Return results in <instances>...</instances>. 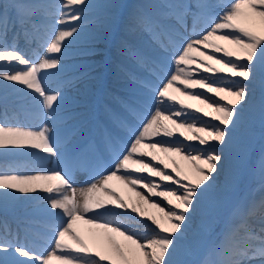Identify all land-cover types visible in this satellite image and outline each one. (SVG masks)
I'll use <instances>...</instances> for the list:
<instances>
[{
	"label": "snow or ice",
	"instance_id": "6c2138e0",
	"mask_svg": "<svg viewBox=\"0 0 264 264\" xmlns=\"http://www.w3.org/2000/svg\"><path fill=\"white\" fill-rule=\"evenodd\" d=\"M90 16L139 69L122 73L126 97L98 142L82 140L71 107L69 90L84 77L64 75L69 47L93 38ZM122 23L120 5L105 0H0V208L30 204L15 232L0 229V264H192L197 220L225 205L253 121L264 123V0L137 6L124 27L147 38L138 50L118 38ZM33 157L57 166L26 168ZM256 210L234 207L199 264H264V215L258 233L248 223ZM78 222L91 226L87 237ZM21 231L47 247L22 243Z\"/></svg>",
	"mask_w": 264,
	"mask_h": 264
},
{
	"label": "rangeland",
	"instance_id": "374dc122",
	"mask_svg": "<svg viewBox=\"0 0 264 264\" xmlns=\"http://www.w3.org/2000/svg\"><path fill=\"white\" fill-rule=\"evenodd\" d=\"M10 2H16V0H10ZM23 2H40V0H23ZM105 2H115L120 5V13L124 8L123 13V24L125 25L127 22V17L130 13H132L137 6L140 4H156L160 3V0H105ZM192 2V0H189ZM90 22L86 25V31L91 34L93 37L90 42L85 45L84 41L73 43L69 47L68 50L74 49H82L84 47H90L95 49V54H80L81 59L78 60H65V63L68 66L74 63H84L85 66L93 65L89 70L95 69L100 66V70H107L108 76L110 78L116 74L114 72L115 68H118L120 64H129L132 66L131 61L134 60L130 54H122L119 48H115L111 45L110 40L112 38V34H105L104 31L100 28V26L94 22L93 18L89 17ZM122 26V25H121ZM121 29V28H120ZM124 31V30H122ZM133 39H137L141 45L145 44L146 37L142 36L136 31H127ZM111 35V36H110ZM109 39V42H107ZM75 46V47H74ZM110 53L112 58H108L105 54L106 51ZM132 50V49H131ZM115 60V61H114ZM120 63V64H119ZM133 67V66H132ZM123 72V71H121ZM121 74H117L119 77ZM81 81V91L73 90L72 95L75 97H86L93 93L90 91V83L92 85L95 84L96 80H84ZM98 83V82H97ZM118 84V82H117ZM80 90V89H79ZM127 94V91H122ZM71 97V96H69ZM126 97V95H125ZM113 98H118V96H114ZM183 98V97H182ZM123 102V99H120ZM187 102V101H186ZM189 103V102H187ZM259 145V149L256 151L257 156H255L252 160V152L254 151V147ZM264 146V123L261 122L259 116L255 118L253 121L248 146H247V155L241 166L238 178L236 179L234 185L230 189L227 197V201L225 205L220 209V211L215 215L214 218L210 220H206L205 222H201L199 219L196 222V230L193 237V241L197 244V249L192 251V253L187 257L192 264H199L200 261L211 258L209 257V249L219 242L222 237V233L224 232L226 225L228 223L230 214L232 209L238 205H247L249 203H254L253 200L257 198L258 195H263L264 193V174L261 173V161H264V153L262 156H258L261 149ZM221 182H223L224 177L220 178ZM250 192V193H249ZM251 196L250 199H248ZM264 215V207L260 206L259 203L257 205V210L255 213L248 218V223L255 232H259L257 225L260 224V217ZM5 222L1 221L0 229L4 228ZM261 226V224H260ZM261 228V227H260ZM142 234L150 235V230L142 231ZM243 233L238 232L235 234L234 239L236 241H242ZM259 262V258H255L251 261H244V264H257Z\"/></svg>",
	"mask_w": 264,
	"mask_h": 264
},
{
	"label": "bare ground",
	"instance_id": "6f19581e",
	"mask_svg": "<svg viewBox=\"0 0 264 264\" xmlns=\"http://www.w3.org/2000/svg\"><path fill=\"white\" fill-rule=\"evenodd\" d=\"M33 58H35V57H33ZM73 75L77 76L78 75V72L77 71L76 72H73ZM176 95H179V93H177ZM187 102L193 103V104H195L198 107H203V105H200L196 101H187ZM77 108L78 109H81L80 107H77ZM74 109H76V108H74ZM29 159H31L30 161L32 162L34 160V157L33 158H29ZM38 164L41 165V166H43V167H46V168L57 166L56 161H55V158L52 159V162L51 163H49V161L45 160V161L40 162ZM77 187L79 188L80 186H77ZM110 187L115 188L116 191L120 195H122L125 198L126 201L129 200L130 198L134 197V194L132 192H130L129 189L125 185H123L120 181H118V180L111 181L110 182ZM43 195H44L43 193H40V196H43ZM25 204L26 203H19L18 205L25 207ZM28 205L30 206V204H28ZM77 227L81 230L82 234H84L86 237L88 236L89 233H88L87 230L88 229H91V226L90 225H85V224H83V222H78ZM196 249H197V244L195 243V241H193V251L196 250ZM257 264H260V261Z\"/></svg>",
	"mask_w": 264,
	"mask_h": 264
}]
</instances>
